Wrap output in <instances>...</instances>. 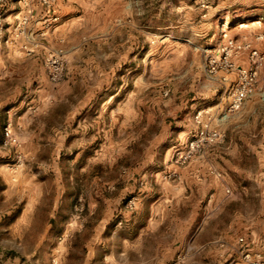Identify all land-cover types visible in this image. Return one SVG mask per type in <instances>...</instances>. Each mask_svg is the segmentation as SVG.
I'll return each instance as SVG.
<instances>
[{
	"label": "rangeland",
	"instance_id": "rangeland-1",
	"mask_svg": "<svg viewBox=\"0 0 264 264\" xmlns=\"http://www.w3.org/2000/svg\"><path fill=\"white\" fill-rule=\"evenodd\" d=\"M24 1L3 7L0 137L11 119L20 145L0 139V264H264V63L227 121L237 71L209 70L228 39L264 55V0ZM208 108L223 140L177 164Z\"/></svg>",
	"mask_w": 264,
	"mask_h": 264
},
{
	"label": "built area",
	"instance_id": "built-area-1",
	"mask_svg": "<svg viewBox=\"0 0 264 264\" xmlns=\"http://www.w3.org/2000/svg\"><path fill=\"white\" fill-rule=\"evenodd\" d=\"M6 1L7 0H0V46L11 43L7 34L3 11ZM39 3L47 9H51L55 6L57 0H39ZM59 20L60 17L58 15H48L44 17L42 21L46 27H49L51 23L58 22ZM30 22V16H23L13 28V38H20L28 35ZM42 34L44 35V33ZM258 40L264 41V33L258 36ZM24 49H26L29 55L33 53V50L30 49L28 45H25ZM244 51L249 53V65L238 66L234 61V57ZM263 63L264 55L258 49L254 48L250 42L240 43L233 39H228L222 48L220 56H214L210 59V73L216 74L221 72L224 75V80H228V76L235 71H237L238 76L237 82L230 95V101L219 114V119L221 121H227L234 114L241 111L245 102L253 95L258 77V69ZM46 67L51 81L54 83L60 82L64 78L66 69L65 50L59 48L52 52L46 60ZM9 114H11V111H9ZM214 119L215 113L213 108L198 111L195 117L198 126L197 132L186 146L176 150L174 157L177 164L183 165L195 160L205 149L223 140L224 135L222 132L213 126ZM2 136L3 143L6 147L20 145V140L14 132L11 119L5 124ZM23 159V155L19 153L17 155L18 163H22ZM250 264H257V262L252 261Z\"/></svg>",
	"mask_w": 264,
	"mask_h": 264
},
{
	"label": "crops",
	"instance_id": "crops-1",
	"mask_svg": "<svg viewBox=\"0 0 264 264\" xmlns=\"http://www.w3.org/2000/svg\"><path fill=\"white\" fill-rule=\"evenodd\" d=\"M35 0H26V1H24V3H25V5L26 6H24V7H27L28 9H32L33 10V2H34ZM23 5V4H22ZM6 20L8 21V19L6 18ZM38 53H40L39 51H38ZM7 122V121H6ZM6 122L4 123V124H6ZM2 130H1V137H0V139L2 140Z\"/></svg>",
	"mask_w": 264,
	"mask_h": 264
}]
</instances>
